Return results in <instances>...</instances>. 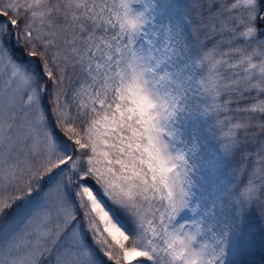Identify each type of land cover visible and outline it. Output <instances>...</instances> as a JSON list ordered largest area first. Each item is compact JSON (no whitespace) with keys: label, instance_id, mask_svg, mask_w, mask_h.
Masks as SVG:
<instances>
[{"label":"snow or ice","instance_id":"obj_1","mask_svg":"<svg viewBox=\"0 0 264 264\" xmlns=\"http://www.w3.org/2000/svg\"><path fill=\"white\" fill-rule=\"evenodd\" d=\"M0 264H264V0H0Z\"/></svg>","mask_w":264,"mask_h":264}]
</instances>
